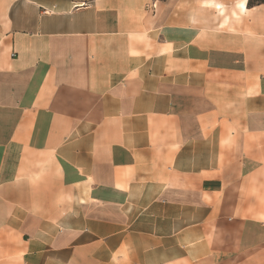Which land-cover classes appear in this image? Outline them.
I'll return each mask as SVG.
<instances>
[{
	"label": "crops",
	"instance_id": "1",
	"mask_svg": "<svg viewBox=\"0 0 264 264\" xmlns=\"http://www.w3.org/2000/svg\"><path fill=\"white\" fill-rule=\"evenodd\" d=\"M0 0V264H264V2Z\"/></svg>",
	"mask_w": 264,
	"mask_h": 264
},
{
	"label": "trees",
	"instance_id": "2",
	"mask_svg": "<svg viewBox=\"0 0 264 264\" xmlns=\"http://www.w3.org/2000/svg\"><path fill=\"white\" fill-rule=\"evenodd\" d=\"M257 2H264V0H258Z\"/></svg>",
	"mask_w": 264,
	"mask_h": 264
}]
</instances>
